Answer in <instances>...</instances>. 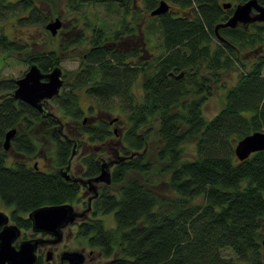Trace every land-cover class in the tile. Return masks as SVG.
<instances>
[{
	"label": "trees",
	"instance_id": "obj_1",
	"mask_svg": "<svg viewBox=\"0 0 264 264\" xmlns=\"http://www.w3.org/2000/svg\"><path fill=\"white\" fill-rule=\"evenodd\" d=\"M62 1L81 14L75 16V26L82 19L90 25L92 19L83 11L88 2L114 5L119 26L112 31L102 22L92 26L82 66L53 98L63 123L48 108L42 112L14 99L16 79L0 75V144L8 130L17 129L10 150L17 157L0 148V202L11 209L12 220L29 229L27 214L35 208L79 202V184L65 181L57 170L69 162L70 136L97 147L116 139L127 157L112 172L111 184L118 187H103L91 219L78 225V237L112 257L110 264H264V150L243 161L234 155V142L264 130V57L240 73L214 117L206 118L203 111L221 72L232 69L238 55L215 41L214 27L232 13L221 2L245 0H170L181 6L195 1L196 14L192 19L157 17L158 24H147L150 38L161 35L162 51L156 56L143 55L141 46L121 48L125 36L135 31L130 19H140L131 14V0H0V23L15 16L22 26H44L61 17L53 15ZM156 2L147 0L145 6L152 10ZM226 30L240 50L256 45L248 29ZM81 36L70 44H83L87 39ZM11 52L24 54L25 62L43 72L59 63L55 50L35 51L29 41L9 37L0 25V61ZM96 109L117 116L104 119L95 116ZM113 124L119 125L116 133ZM151 141L158 143V169L144 152ZM97 153L92 149L82 157L84 176L99 173ZM33 157L53 170H36L27 163ZM162 177L174 196L161 198L152 188ZM108 213H114L113 226L102 218Z\"/></svg>",
	"mask_w": 264,
	"mask_h": 264
},
{
	"label": "rangeland",
	"instance_id": "obj_2",
	"mask_svg": "<svg viewBox=\"0 0 264 264\" xmlns=\"http://www.w3.org/2000/svg\"><path fill=\"white\" fill-rule=\"evenodd\" d=\"M41 8L44 10H49V6L47 4H42ZM84 10L87 11V18H90L91 22L89 26L85 25V19L80 21L79 25H74V18L75 16L81 18V14L75 13V10L69 6V3L66 1H62L58 4L56 13L53 17L61 14V19L63 21V28L59 30L58 34L53 36L49 30L46 29L45 25L51 21H48L44 26L43 25H21L16 23L15 16L9 17L6 22H1L0 25L3 26V31L8 34L9 37L13 39H20V40H27L32 49L35 51H51L55 50L58 56L59 66L63 70V78L64 80L72 81L74 79L75 74L78 72V69L82 66L83 63V56L87 52L89 47L88 41L93 38L94 32L92 26L95 24L102 23L105 26H102L106 30H116L119 26V18L114 10V5L107 6V5H98V4H89V2L84 5ZM52 17V18H53ZM102 22V23H101ZM97 27V26H95ZM82 32V38H85L83 44L73 45L70 44V40L74 37H77L79 33ZM125 42L121 44V48L132 50L133 48L140 47L141 45L137 44L138 37L134 38H124ZM110 43L115 44V41H109ZM136 42V43H134ZM146 52L152 54L151 56H156L162 51V39L161 35H157V37L148 38V42L145 44ZM146 52L145 55L147 54ZM6 58L0 61V75L4 79H17L24 75V73L28 70L30 63L24 61V54H17V53H8L5 55ZM3 57L2 55L0 58ZM253 61L248 59L246 50H243L241 53H238L236 58V65L229 70H223L221 72L220 80L214 84L213 86V94L209 96L207 101L204 104V115L206 118L211 119L214 117L223 107L225 104V97L224 94L228 88L233 86L240 73L243 71H248L251 67ZM262 75L264 76V69L262 70ZM72 84V83H70ZM61 92V91H60ZM87 104V102L85 103ZM46 108L52 113L59 122H65L66 119L63 117L61 110L58 108L56 103L54 102L53 98L47 100L45 102ZM95 116H101L104 119H112L116 117V113L109 114L108 112H102L99 109H96ZM89 116L86 114V117ZM112 128L119 129L118 124H113ZM73 149L76 150V154L70 160L69 164V173L74 178L84 177V165L81 162L82 157L91 151L92 149H97V160H101V164L103 162L107 163L109 166V171L113 172L116 165L122 160L127 159L125 155H123L118 147L116 146V139L109 141L108 143H104L97 147L96 145H92L91 143H85L83 138H76L74 136H70ZM44 139V138H43ZM43 141V140H42ZM48 142V140H45ZM237 142V141H236ZM234 142V145H236ZM117 147V149H115ZM0 148L3 149L2 144H0ZM158 143L151 141L147 144L144 152L148 156V158L153 161L155 164V168L158 169L161 164L156 161V153H157ZM187 156H191L193 152V144L189 143L188 147H186ZM142 152V151H141ZM235 155V154H234ZM8 156L10 158L15 157L13 152H8ZM125 157V158H124ZM37 158L32 159L30 163H34ZM68 166V165H67ZM66 166V167H67ZM40 167L43 168L42 162L40 163ZM129 176H136L140 179L142 177L137 173H130ZM98 185V184H97ZM106 185H99L100 188ZM108 189L115 191L118 187L116 184H111L106 186ZM159 197L169 198L174 196L175 194L171 193L168 189V184L164 177L157 182L156 185L152 186ZM88 194V195H87ZM89 193L87 189L81 187L80 193V202L74 203V207L78 212L86 211V205L89 197ZM0 211H4L9 213L8 208L4 207L3 204L0 202ZM102 218L105 220L108 226H113L115 224L114 220V213H108L102 215ZM11 222H13L11 220ZM14 223V222H13ZM76 224H71L67 226L63 230V239L56 243V244H47L42 249L39 250V254L43 257V261L45 263V256L48 250L54 251V260L51 261L52 264H61L60 262V255L63 254L65 251H80L86 256L85 264H110L112 257H105L103 256L98 249L91 247L88 245L85 239H82L77 236L76 233ZM264 233V227H263ZM44 235L34 233L32 229H22L21 239H27L32 237H42ZM48 238L49 236H44ZM264 247V246H263ZM264 250V249H263ZM93 252V254H92ZM65 264H68L65 262Z\"/></svg>",
	"mask_w": 264,
	"mask_h": 264
},
{
	"label": "water",
	"instance_id": "obj_3",
	"mask_svg": "<svg viewBox=\"0 0 264 264\" xmlns=\"http://www.w3.org/2000/svg\"><path fill=\"white\" fill-rule=\"evenodd\" d=\"M231 5V3H227L224 7L229 8ZM167 9V4L162 1L152 14H159ZM254 9L257 12L252 16L251 13ZM254 21H264V5L258 0H246L237 4L231 17L225 23L217 25L216 30L220 26L235 27L239 23L247 24ZM62 26L63 21L57 16L46 25V29L55 36ZM16 84L17 87L13 93L14 99L43 111L45 109L43 101L50 100L60 94L64 85L63 70L59 66H55L51 70L43 72L37 64L33 63L23 76L16 79ZM16 132V129H10L6 132L3 143L5 150L11 147V141ZM261 150H264V130L254 131L244 136L238 140L234 149L236 157L241 161ZM101 167L100 175L90 179L89 183L111 182L108 164L103 162ZM65 176L69 178L67 173H65ZM92 187L95 188V185L92 184ZM78 216L79 213L75 211L72 204L64 203L40 207L29 214V219L32 221L34 231L54 235L55 238L52 242L58 243L63 239V228L74 222ZM8 220V216L0 212V227L5 225L0 230V264H33L36 259L35 249L44 240L24 241L16 249L12 243L19 237L20 228L17 225H6ZM262 243L264 245V239ZM47 259H50V257L48 256ZM62 259L68 260L70 264H83L85 255L78 251L65 252Z\"/></svg>",
	"mask_w": 264,
	"mask_h": 264
},
{
	"label": "flooded vegetation",
	"instance_id": "obj_4",
	"mask_svg": "<svg viewBox=\"0 0 264 264\" xmlns=\"http://www.w3.org/2000/svg\"><path fill=\"white\" fill-rule=\"evenodd\" d=\"M132 1V4H131V8H132V16H135L136 18H140L138 21H134L133 20V17H132V19H130V24H131V26L135 29V31L134 32H132V33H130V34H127L125 37L126 38H134V37H138V41H136L137 42V44L139 45H141V49H142V52H143V55H145V53L144 52H146V50L147 49H145V44L148 42V38H149V36L146 34V32L144 31L145 30V27L147 26V24H150V23H154V24H158V22L160 21V20H157L158 18L157 17H160V19H161V17L162 16H172V17H175V18H180V17H184V18H190V19H192V18H194L195 17V14H196V9H197V7H196V2L194 1L193 2V4L192 5H190V6H181L179 3H173V2H171L170 0H157V2H156V5H155V7L152 9V10H149V9H147L146 8V6H145V4H146V1L147 0H131ZM162 1H164L166 4H167V6H168V9L167 10H165V11H163V12H161V13H159V14H152V12L155 10V9H157L158 8V6L160 5V3L162 2ZM246 1V0H245ZM245 1H242V2H238V3H232L231 1L229 2V1H222L221 2V6H222V8L223 9H225V10H228V9H231L232 10V13H231V15L233 14V11H234V8L236 7V5L237 4H239V3H243V2H245ZM227 3H231L232 5H231V7H229V8H226V7H224V5L225 4H227ZM264 5V4H263ZM256 10L254 9L253 11H252V13H251V15L253 16V15H255L256 14ZM231 15H230V17H231ZM60 17V16H59ZM229 17V18H230ZM61 18V17H60ZM228 18V19H229ZM55 19V18H54ZM228 19H226V20H224V21H221L220 23H218L217 25H220V24H223V23H225ZM53 20V19H52ZM151 20V21H150ZM216 25V26H217ZM64 26V25H63ZM63 26H62V28H63ZM216 26L214 27V31H215V36H216V38H215V41H216V43L218 44V45H221L226 51H228V46L230 45L231 47H233L234 49H235V51H237L238 53H241L243 50H240L236 45H234V44H231L230 43V41H229V38H228V32H227V30L225 31V29H248L249 30V32H250V34L252 35L249 39H251V38H256V40H255V42H254V44H256L255 46H253V47H251V46H249V48H247L246 49V53H247V56H248V59L250 60V61H253V62H259V61H261V58L262 57H264V21H254V22H249V23H247V24H244V23H239L237 26H235V27H230V26H220V27H218V29L216 30ZM61 28V29H62ZM60 30V29H59ZM254 30H259V32H254ZM59 32V31H58ZM260 33V34H259ZM58 34V33H57ZM136 42H134V43H136ZM147 54H146V56H150L151 54L150 53H148V52H146ZM49 100V99H48ZM47 100H44L43 101V105H44V110L43 111H45L47 108H46V105H45V102H46ZM37 109V108H36ZM40 111V110H39ZM42 111V112H43ZM86 118L87 117H85V119H84V121L86 120ZM111 123H113V121L111 120ZM12 129H16V128H12ZM17 130V129H16ZM9 131V130H8ZM113 131L116 133V129L114 128L113 129ZM16 134H17V132H16ZM15 134V135H16ZM15 137V136H14ZM13 137V138H14ZM13 138H12V141H11V147L8 149V150H5V148H4V146H3V143H4V140H5V137H4V140H3V142H2V147H3V150L5 151V152H7V154H8V152H11L10 150L12 149V142H13ZM76 150H74L73 149V151H72V154H71V156H70V159H69V162H68V166L67 165H65V166H63V167H61V168H58L57 170H58V172L60 173V175L62 176V178L65 180V181H68V182H75V183H78L79 184V187H80V189H81V187H84V188H86L87 189V192L89 193V197H88V201H87V205L85 206L86 207V211H84V212H78L76 209H75V207H74V209H75V211L76 212H78L79 213V216L76 218V220L74 221V222H72L71 224H76L75 226H76V233H77V229H78V225L81 223V222H83V221H85V220H88V219H91V216H92V209H93V203H94V201L100 196V194H101V192H102V189H103V187H105V186H103L102 188H100L99 187V185L101 184V185H106V186H108V185H110L111 183H112V180H111V182L110 183H106V182H99V183H96V182H92V184L93 185H95V188H93L92 187V184L91 183H89V180L90 179H93V178H95V177H97L98 175H100V173H101V171H102V164H101V160H98L99 161V165H100V171H99V173L96 175V176H94V177H86V176H84V174H83V176L84 177H80V178H74L70 173H69V164H70V160H71V158L73 157V155H75L76 154ZM14 154V153H13ZM15 155V154H14ZM15 157H17L16 155H15ZM13 158V157H12ZM19 158H22V157H20L19 156ZM35 158H37V160L34 162V163H30V161H32V159H35ZM42 162V165H43V168H41L40 167V163ZM27 163L28 164H30V165H34V167L36 168V170H38V169H44V170H46V169H48V170H53V168L52 167H45V165L43 164V160L41 159V158H39V157H33V158H30V159H28L27 160ZM67 166V167H66ZM85 168V167H84ZM55 170V169H54ZM65 173H67V175L69 176V178H67L66 176H65ZM84 173V172H83ZM110 174H111V179H112V172H110ZM98 184V185H97ZM92 187V188H91ZM88 195V194H87ZM79 202H80V200H79ZM64 204V203H63ZM69 204H72L73 206H74V203H69ZM53 205H58V204H53ZM3 206H4V204H3ZM44 206H50V205H44ZM5 207V206H4ZM41 207H43V206H41ZM6 208H8V207H6ZM38 208H40V207H38ZM38 208H35L34 210H36V209H38ZM8 210H9V213H7V212H4V211H0V212H3V213H5L7 216H8V218H9V220H8V223L6 224V225H17V223L15 222V221H13L12 220V218H11V214H10V208H8ZM34 210H32V211H30L28 214H27V217L29 218V214L31 213V212H33ZM11 220L14 222H11ZM31 220V219H30ZM32 222V221H31ZM71 224H69L68 226H70ZM5 225H2L1 227H0V230H2L3 229V227H4ZM18 226V225H17ZM19 228H20V235H19V237H17L16 238V240L12 243V245L13 246H15L16 247V249H18L19 248V246H20V244L22 243V242H24V241H29V240H34V239H42V240H44V242L43 243H41V244H39L38 246H37V248L35 249V255H36V259H35V262L33 263V264H52L51 263V261L52 260H54V251L53 250H48L47 252H46V256H45V263H44V261H43V257L39 254V250L40 249H42L45 245H47V244H51V245H53V244H56V243H53L52 242V240L55 238V236L54 235H52V234H49V233H46V232H36V231H34L33 230V228H32V226H31V228H29V229H32V231L34 232V233H37V234H41V235H46V236H49L48 238H45L44 236H42V237H32V238H27V239H21V240H19L20 238H21V234H22V229H24V228H21L20 226H18ZM67 227V226H66ZM65 227V228H66ZM65 228H63V230L65 229ZM63 236H64V234H63ZM264 246V245H263ZM65 252H70V251H65ZM64 252V253H65ZM73 252V251H72ZM78 252H80V251H78ZM63 253V254H64ZM82 253V252H81ZM63 254H61L59 257H60V262H61V264H65V262L66 263H68V264H70L69 263V261L68 260H65V259H62V256H63ZM92 254H93V252H92ZM85 255V254H84ZM50 257V259H47V257ZM85 260H86V256H85ZM85 260H84V262H83V264H85ZM39 262V263H38Z\"/></svg>",
	"mask_w": 264,
	"mask_h": 264
}]
</instances>
